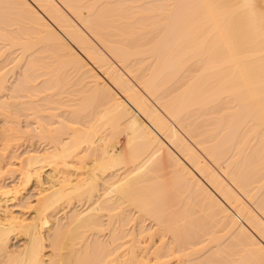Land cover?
I'll use <instances>...</instances> for the list:
<instances>
[{
  "label": "bare ground",
  "instance_id": "bare-ground-1",
  "mask_svg": "<svg viewBox=\"0 0 264 264\" xmlns=\"http://www.w3.org/2000/svg\"><path fill=\"white\" fill-rule=\"evenodd\" d=\"M29 1L0 0V264H264V0Z\"/></svg>",
  "mask_w": 264,
  "mask_h": 264
},
{
  "label": "rangeland",
  "instance_id": "rangeland-1",
  "mask_svg": "<svg viewBox=\"0 0 264 264\" xmlns=\"http://www.w3.org/2000/svg\"><path fill=\"white\" fill-rule=\"evenodd\" d=\"M29 1V0H28ZM57 2H59L58 0H56ZM29 2H32L31 0ZM60 6V2L58 3ZM35 8H36V4H32ZM62 8V6H61ZM38 9V8H36ZM64 10V8H62ZM65 11V10H64ZM39 12V10H38ZM47 21L50 22L49 19H47L46 15H44L41 11L39 12ZM65 13H67L68 15L69 12L65 11ZM71 17V16H70ZM73 19V18H72ZM75 21V20H74ZM53 25V24H52ZM91 38V37H90ZM111 61H113L111 59ZM114 62V61H113ZM91 65V64H90ZM92 68L94 69V72L97 73V75L106 83L108 84L110 87H112L108 80L105 78L104 75H102L103 73L102 72H99V70H97V68H94L93 65H92ZM11 81V80H10ZM113 89V88H112ZM114 92H116L118 95L119 93L113 89ZM121 96V95H120ZM18 120H19V123H20V127L22 128H25V118L23 117H18ZM26 123H29V124H26V126L30 125L29 126V129L32 128L31 126H33L32 124H30L31 122H26ZM3 128V120L2 118L0 117V130ZM36 140L33 139V144H34V148L37 147V141L35 142ZM26 146V147H25ZM25 146H22L19 150H18V153H21L23 152L24 150H28V149H31L29 147V145L26 143ZM45 182V181H44ZM37 189L34 188V186L32 184H29L25 189H24V192H22L21 194V197L17 200V201H12V202H9L7 203V206H8V210L10 213H12V216H21L22 214H24V216H28L30 210L29 209H25V207H23L25 205V202L28 201L31 203V205L34 204V195L36 193ZM20 244V241L18 239H11V242H10V249H13L15 248L16 246H18Z\"/></svg>",
  "mask_w": 264,
  "mask_h": 264
}]
</instances>
